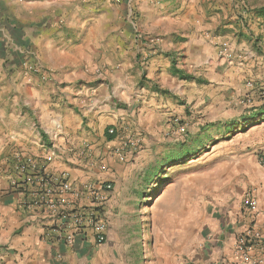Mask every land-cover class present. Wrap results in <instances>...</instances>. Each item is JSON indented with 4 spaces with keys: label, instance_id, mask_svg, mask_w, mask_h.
Here are the masks:
<instances>
[{
    "label": "crops",
    "instance_id": "obj_1",
    "mask_svg": "<svg viewBox=\"0 0 264 264\" xmlns=\"http://www.w3.org/2000/svg\"><path fill=\"white\" fill-rule=\"evenodd\" d=\"M31 63L52 78L27 80ZM247 82L264 85V0H0V264H136L140 214L130 167L152 158L172 117L192 131H225L246 112L232 109V99L255 93ZM254 123L248 135L264 152V116ZM126 133L143 143L121 161L115 149ZM17 155L46 161L74 186L111 184L103 245L45 237L42 216L25 211L9 188ZM205 188L198 201L207 210L194 215L195 264H226L249 221L248 190L264 238V170L244 162Z\"/></svg>",
    "mask_w": 264,
    "mask_h": 264
},
{
    "label": "rangeland",
    "instance_id": "obj_2",
    "mask_svg": "<svg viewBox=\"0 0 264 264\" xmlns=\"http://www.w3.org/2000/svg\"><path fill=\"white\" fill-rule=\"evenodd\" d=\"M251 84L252 88L246 87L255 92L253 95L232 99V109L242 108L246 112L233 117L231 126L225 131L220 127H200L192 131L191 124L182 121L184 131L177 132V128L171 127L159 143L154 144L152 158L130 167L132 180L138 186L135 197L140 214L136 264H195L197 240L193 225L198 212L207 210L206 205L198 201L201 195L207 194L206 188L201 190L203 186L215 175L244 162L249 170H264V152L253 148L256 139L248 135L254 121L264 116L261 114L264 85L260 88ZM183 138L187 140L185 143L181 141ZM244 144L248 145L240 150ZM185 149L191 157L187 155L175 165L166 164L168 156L175 157ZM236 150L241 153L233 154ZM162 203L163 216L159 217Z\"/></svg>",
    "mask_w": 264,
    "mask_h": 264
},
{
    "label": "built area",
    "instance_id": "obj_3",
    "mask_svg": "<svg viewBox=\"0 0 264 264\" xmlns=\"http://www.w3.org/2000/svg\"><path fill=\"white\" fill-rule=\"evenodd\" d=\"M221 51L227 55V45L223 44ZM23 75L27 80L34 76L41 82L52 78V72L37 63L26 64ZM246 86L253 87L250 82ZM168 125L169 129L177 128V132L185 130L178 117H172ZM108 134L114 135L115 129L109 128ZM142 143L140 134L126 133L120 137L115 153L122 161L127 154L139 152ZM82 155H86V151ZM89 158L87 155L86 159ZM9 188L20 197V205L25 211L42 216L44 235L54 243L72 247L78 238L88 236L97 247L106 242L105 212L111 184L87 182L74 186L66 173H54L46 161L17 155L11 164ZM257 203L255 191L248 190L242 198V209L249 221L235 236L226 264H263L264 238L256 225Z\"/></svg>",
    "mask_w": 264,
    "mask_h": 264
},
{
    "label": "trees",
    "instance_id": "obj_4",
    "mask_svg": "<svg viewBox=\"0 0 264 264\" xmlns=\"http://www.w3.org/2000/svg\"><path fill=\"white\" fill-rule=\"evenodd\" d=\"M187 155L189 156L190 155V152L187 150V149H185V150H182L181 152H180V154H178L177 156H175V157H170V156H168L166 159H167V161H166V164L167 165H175V163H179V162H181L182 161V159L185 157V158H187ZM189 157H191V156H189Z\"/></svg>",
    "mask_w": 264,
    "mask_h": 264
}]
</instances>
